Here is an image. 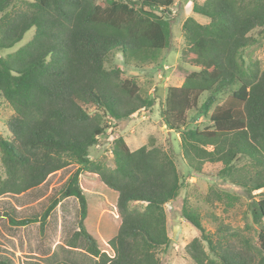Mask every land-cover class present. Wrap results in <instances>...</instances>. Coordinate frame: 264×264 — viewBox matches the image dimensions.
<instances>
[{"label":"trees","instance_id":"obj_1","mask_svg":"<svg viewBox=\"0 0 264 264\" xmlns=\"http://www.w3.org/2000/svg\"><path fill=\"white\" fill-rule=\"evenodd\" d=\"M174 0H0V49L10 48L33 29L30 39L0 55V97L11 107L0 134V195L20 194L75 163L41 215L42 222L62 198L78 202V237L94 264H162L159 251L170 244L165 204L183 188L172 154L154 144L131 149L117 135L110 144L113 166L89 157L90 147L112 123L153 106L122 64L107 63L120 52L126 62L144 65L171 42ZM181 23L189 72L169 85L162 123L179 133L182 157L200 172L219 162L218 175L250 197L253 221L262 224L256 242L242 229L220 222L207 230L199 210L183 200L180 215L198 231L185 245L194 264H264V68L245 50L264 37V0H202ZM209 124L192 126L187 114ZM83 172L95 173L116 192L120 218L108 239L109 255L85 227L87 198ZM257 199H253L255 195ZM228 196V195H227ZM14 225L39 220L16 219ZM0 264H11L1 258ZM31 264H43L34 260ZM56 264H70L58 261Z\"/></svg>","mask_w":264,"mask_h":264},{"label":"rangeland","instance_id":"obj_2","mask_svg":"<svg viewBox=\"0 0 264 264\" xmlns=\"http://www.w3.org/2000/svg\"><path fill=\"white\" fill-rule=\"evenodd\" d=\"M202 0H174L171 7L172 37L168 47L162 49L156 60L144 65L134 61L126 62L120 52H116L107 63L122 64L125 75L134 77L140 85L143 96L154 100L153 106L124 121L115 122L100 137L101 142L90 147L91 159L103 160L113 166L110 151L112 140L121 135L131 149L141 145L154 144L170 152L174 158L183 188L179 196L165 204L166 223L170 244L159 251L162 264H194L185 253V245L198 231L180 215L184 199L190 206L199 210L203 226L214 231L220 222L242 229L256 242L258 231L263 223L253 221L250 209V197L244 191L223 180L218 175L222 167L219 162H205L200 172L190 169L182 157L179 133L169 130L161 119V110L169 85H178L190 71L183 58L186 46L181 36V23L192 16L199 22L207 18L192 12L194 2ZM33 34L28 30L23 38L10 48L0 49V55H6L27 42ZM244 57L256 58L264 68V37L245 50ZM11 107L0 97V134L10 136L5 120L12 113ZM187 121L192 126L203 127L209 124L202 115L195 112L187 114ZM72 163L63 169L49 174L40 185L20 194L0 195V259L7 258L11 264H31L37 260L43 264H56L65 261L70 264H94L95 257L86 250L87 243L78 237L76 247L68 245L69 238L78 229V202L74 196L62 198L42 222L41 215L54 197L61 194V188L68 175L76 169ZM3 168L0 162V177ZM80 185L87 198L88 211L84 219L85 227L98 241L99 249L112 255L107 241L117 230L120 218L116 211L117 194L107 188L92 172H83L79 176ZM228 195V196H227ZM255 195L253 199H257ZM8 215L21 219L37 215L38 221L26 225H14Z\"/></svg>","mask_w":264,"mask_h":264}]
</instances>
